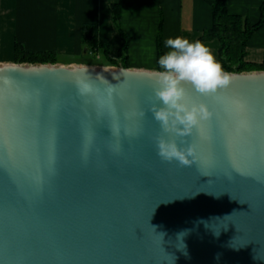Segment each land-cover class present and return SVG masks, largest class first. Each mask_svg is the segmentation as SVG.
<instances>
[{
    "label": "water",
    "instance_id": "95a60500",
    "mask_svg": "<svg viewBox=\"0 0 264 264\" xmlns=\"http://www.w3.org/2000/svg\"><path fill=\"white\" fill-rule=\"evenodd\" d=\"M157 72L0 64V264H264V71L184 85L204 139L163 132ZM157 136L200 159L163 160Z\"/></svg>",
    "mask_w": 264,
    "mask_h": 264
},
{
    "label": "crops",
    "instance_id": "0c3cea01",
    "mask_svg": "<svg viewBox=\"0 0 264 264\" xmlns=\"http://www.w3.org/2000/svg\"><path fill=\"white\" fill-rule=\"evenodd\" d=\"M111 5H118L119 28L129 39L126 68L159 71L158 36L162 54V41L179 35L205 43L218 60V41L201 39L212 24L211 8L203 0H0V64L13 63L16 42L26 51H53L76 64L72 58L81 54L83 23L97 24L98 41L117 60L121 39ZM226 5L251 25L261 19V6L264 10V0H226ZM245 53V62L262 68L252 72L264 71V24L248 40Z\"/></svg>",
    "mask_w": 264,
    "mask_h": 264
},
{
    "label": "clouds",
    "instance_id": "9594fccd",
    "mask_svg": "<svg viewBox=\"0 0 264 264\" xmlns=\"http://www.w3.org/2000/svg\"><path fill=\"white\" fill-rule=\"evenodd\" d=\"M162 46L165 51L157 59L160 71L154 76L156 86L153 89L154 97L161 106L152 104L150 111L163 132L185 137L191 135L195 129L200 139H204L202 121H205L210 113L204 104L187 101L184 85L189 84L197 92L208 94L226 86L232 77L216 60L210 48L199 40L189 41L177 35L165 38ZM77 89L81 95L94 91L92 85L87 82H78ZM111 91L109 88L105 101L109 106ZM139 115L142 116L143 113ZM88 142L90 143V139ZM155 146L157 154L165 161L176 160L181 165H190L200 159L194 143L185 147L178 145L174 139L157 136ZM113 150L119 151V145ZM86 151L87 143L85 153ZM182 236L183 233L178 234L177 239ZM180 244V248H183V244Z\"/></svg>",
    "mask_w": 264,
    "mask_h": 264
},
{
    "label": "trees",
    "instance_id": "16d2710c",
    "mask_svg": "<svg viewBox=\"0 0 264 264\" xmlns=\"http://www.w3.org/2000/svg\"><path fill=\"white\" fill-rule=\"evenodd\" d=\"M211 8V27L203 32V41L217 40L219 43L218 61L223 69L228 73H241L261 71L259 65L250 64L244 61L245 47L252 36L263 24L264 10L261 6V19L258 23L251 25L238 15H232L227 10L226 0H203ZM109 10L112 14L113 23L121 39V46L117 55V60L109 56L108 47L97 39V24L83 23L80 28L81 54L72 58L76 64H101L108 66H120L126 68V52L129 39L119 28V7L111 5ZM162 55L157 37V59ZM69 58L64 59L53 51L31 52L26 51L19 43L14 44L13 63L15 64H65L69 65ZM73 63V62H71ZM101 64V65H103ZM160 71V69H159Z\"/></svg>",
    "mask_w": 264,
    "mask_h": 264
},
{
    "label": "rangeland",
    "instance_id": "374dc122",
    "mask_svg": "<svg viewBox=\"0 0 264 264\" xmlns=\"http://www.w3.org/2000/svg\"><path fill=\"white\" fill-rule=\"evenodd\" d=\"M101 64H103V63H101ZM101 64H93V63H90L89 65H86V64H77V65H85V66H101V67H119V66H110V65H108V66H106V65H101ZM59 65H65V64H61V63H59ZM72 65H76V64H72Z\"/></svg>",
    "mask_w": 264,
    "mask_h": 264
},
{
    "label": "snow or ice",
    "instance_id": "6c2138e0",
    "mask_svg": "<svg viewBox=\"0 0 264 264\" xmlns=\"http://www.w3.org/2000/svg\"><path fill=\"white\" fill-rule=\"evenodd\" d=\"M206 123V121H202V124ZM195 135L197 136L198 139H200V136L197 134L196 130H195Z\"/></svg>",
    "mask_w": 264,
    "mask_h": 264
}]
</instances>
